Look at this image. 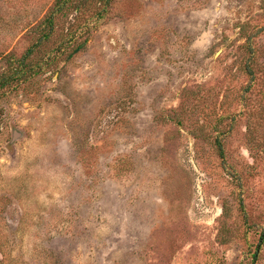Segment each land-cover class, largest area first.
Masks as SVG:
<instances>
[{
    "label": "rangeland",
    "instance_id": "rangeland-1",
    "mask_svg": "<svg viewBox=\"0 0 264 264\" xmlns=\"http://www.w3.org/2000/svg\"><path fill=\"white\" fill-rule=\"evenodd\" d=\"M54 1L0 0V76L15 74ZM107 10L55 55L76 25L59 16L25 60L40 72L0 89V264H252L264 0Z\"/></svg>",
    "mask_w": 264,
    "mask_h": 264
},
{
    "label": "trees",
    "instance_id": "trees-1",
    "mask_svg": "<svg viewBox=\"0 0 264 264\" xmlns=\"http://www.w3.org/2000/svg\"><path fill=\"white\" fill-rule=\"evenodd\" d=\"M111 0H55L49 7L47 12L43 15L40 21L36 24L39 30L40 36L35 44L29 49L27 55H25L21 62L16 63L15 59L10 62V68H15V74L1 75L0 89L5 86L11 85L15 80L17 84L22 81L31 79L42 69V64L36 63L34 65H26L25 60H28L31 54L34 53L36 48L40 44H46L52 41L55 32L56 24L59 16H65L68 13H76L75 28L65 32L61 42L57 47L55 55L63 53L72 43H77L79 38L85 34V39L81 42L88 40L91 30L96 29L98 23L103 20L108 14V4ZM80 45V43H79ZM51 62V58H49ZM15 65V66H12ZM17 86V85H16ZM260 244L252 252V264H254L260 258V252L264 247V230L260 235Z\"/></svg>",
    "mask_w": 264,
    "mask_h": 264
}]
</instances>
